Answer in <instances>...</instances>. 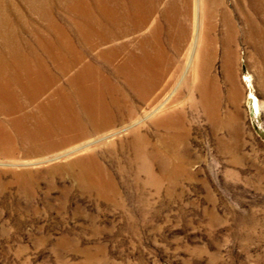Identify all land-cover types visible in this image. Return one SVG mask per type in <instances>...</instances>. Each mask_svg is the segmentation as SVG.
Masks as SVG:
<instances>
[{"label":"rangeland","instance_id":"rangeland-1","mask_svg":"<svg viewBox=\"0 0 264 264\" xmlns=\"http://www.w3.org/2000/svg\"><path fill=\"white\" fill-rule=\"evenodd\" d=\"M34 1L0 0V37L9 30L35 46L48 24ZM69 1L50 0L71 25ZM247 52L239 44L235 87L219 57L211 68L233 136L187 110L184 136L150 164L153 181L127 146L140 122L39 158L0 156V264H264V92ZM90 155L111 178L102 191L67 168ZM160 161L175 169L162 172Z\"/></svg>","mask_w":264,"mask_h":264},{"label":"bare ground","instance_id":"bare-ground-1","mask_svg":"<svg viewBox=\"0 0 264 264\" xmlns=\"http://www.w3.org/2000/svg\"><path fill=\"white\" fill-rule=\"evenodd\" d=\"M69 2L76 18L71 25L55 18L50 0L34 1L48 24L35 33V46L9 30L0 37L1 157L47 156L140 122L127 146L132 162L153 181L150 164L168 156L171 139L183 135L187 110L234 134L231 113H220L213 60L219 57L224 78L235 87L238 46L245 45L264 92V0ZM149 126L164 154L150 143ZM160 163L162 172L175 169ZM67 168H78L77 178L88 187L110 185L93 155Z\"/></svg>","mask_w":264,"mask_h":264}]
</instances>
